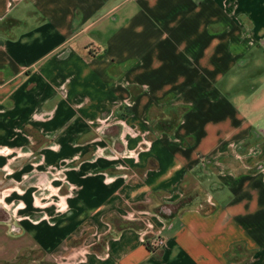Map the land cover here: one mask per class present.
I'll return each instance as SVG.
<instances>
[{
	"label": "crops",
	"instance_id": "obj_1",
	"mask_svg": "<svg viewBox=\"0 0 264 264\" xmlns=\"http://www.w3.org/2000/svg\"><path fill=\"white\" fill-rule=\"evenodd\" d=\"M0 264H264V0H0Z\"/></svg>",
	"mask_w": 264,
	"mask_h": 264
},
{
	"label": "built area",
	"instance_id": "obj_2",
	"mask_svg": "<svg viewBox=\"0 0 264 264\" xmlns=\"http://www.w3.org/2000/svg\"><path fill=\"white\" fill-rule=\"evenodd\" d=\"M11 231L12 232L19 231V227H17V225L15 223H12ZM148 243L152 248L157 249V248H161V247L165 246L166 241L161 237H155L153 240H149Z\"/></svg>",
	"mask_w": 264,
	"mask_h": 264
},
{
	"label": "trees",
	"instance_id": "obj_3",
	"mask_svg": "<svg viewBox=\"0 0 264 264\" xmlns=\"http://www.w3.org/2000/svg\"><path fill=\"white\" fill-rule=\"evenodd\" d=\"M147 245H148V247H149L150 249H152L151 246L149 245V243H148Z\"/></svg>",
	"mask_w": 264,
	"mask_h": 264
}]
</instances>
